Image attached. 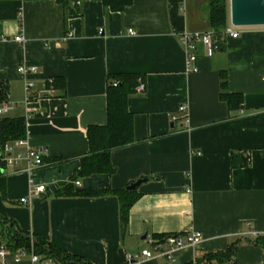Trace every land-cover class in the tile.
I'll return each instance as SVG.
<instances>
[{
    "label": "crops",
    "instance_id": "1",
    "mask_svg": "<svg viewBox=\"0 0 264 264\" xmlns=\"http://www.w3.org/2000/svg\"><path fill=\"white\" fill-rule=\"evenodd\" d=\"M189 2L132 0L122 12H106L100 0H0V87L12 105L0 113V146L2 119L24 117L25 141L47 150L33 174L47 185L37 198L20 200L31 191L24 160L2 168L0 264L55 262L38 254L34 263L32 250L19 257L22 250L11 245L18 230L90 264H127L126 253L188 229L201 232L197 246L176 252L170 263L136 264L264 263V26L238 30L211 53L198 43L197 70L187 71L179 38L207 30L208 13ZM19 33L22 43L13 40ZM21 64L36 68L31 99ZM223 70L227 90L243 96L239 109L219 97ZM121 73L144 79V92L134 89L127 101L135 141L110 152L112 173L78 177L89 152L87 128L107 120V76ZM53 77L64 78L63 96L43 94ZM23 151L14 146L12 156ZM138 178L145 181L125 227L113 194H58L66 185L72 192L122 190ZM234 242L228 262L204 257Z\"/></svg>",
    "mask_w": 264,
    "mask_h": 264
},
{
    "label": "trees",
    "instance_id": "2",
    "mask_svg": "<svg viewBox=\"0 0 264 264\" xmlns=\"http://www.w3.org/2000/svg\"><path fill=\"white\" fill-rule=\"evenodd\" d=\"M65 2V0H62ZM102 7L105 11L122 12L127 6L131 5L132 0H100ZM208 6L207 13V26L209 30L215 33L217 38L218 48L221 46L224 38L222 30L228 24L229 21V4L228 0H203ZM220 77V99L226 102V105L231 110L239 109L242 104L243 96L241 93H232L227 90V75L223 70L219 73ZM138 79L144 80L142 76L138 74L121 73L107 76V120L104 125L89 126L86 130V137L89 142L88 155L81 158L80 167L77 172V176H88L94 173H112L114 168L110 161V152L113 149L122 148L125 145L134 143L133 137V124L132 113L127 109V101L134 92ZM46 86H51L56 92L62 96L65 92L66 82L62 77L49 78L46 81ZM5 87H0V100H4ZM2 145L0 150L3 149V145L6 142H13L25 138L26 127L25 118L18 117L12 118L5 116L2 119ZM4 167L3 162H0V193L4 197L5 193V178L2 173ZM70 185H66L63 190L59 191V195L72 194L77 196H96L113 194L119 199L120 212H121V225L125 227L128 220V210L137 201L138 194L135 190H115V189H95V190H83L72 192ZM28 234L18 230L12 233L11 240L12 247L15 249L20 248L25 253L28 250H32V254L38 256L43 254L48 258H54L56 262L61 264H90L89 261L83 257L72 255L61 251L59 248L52 246L45 242L40 237L33 238L34 241L30 243V246H26L28 241ZM160 236L159 238H161ZM264 243V236L262 237ZM238 242L231 243L225 251L206 253L204 257L210 260H216L219 262H228L235 254V248ZM264 264V263H262Z\"/></svg>",
    "mask_w": 264,
    "mask_h": 264
},
{
    "label": "built area",
    "instance_id": "3",
    "mask_svg": "<svg viewBox=\"0 0 264 264\" xmlns=\"http://www.w3.org/2000/svg\"><path fill=\"white\" fill-rule=\"evenodd\" d=\"M101 32L102 29H99V33ZM129 33L133 34L131 30H129ZM222 33V38L230 37L235 39L240 35L238 29L230 22L223 28ZM13 40L19 43L25 41L21 33L14 36ZM179 40L182 48L185 51V63L187 71L194 72L197 70L194 62L197 58L198 43L202 44L207 53H211L219 49L216 35L212 30L209 29L207 31H184L181 33ZM17 69L22 75H24L25 96L27 99H31V96L34 93L35 85V83L32 82L31 76L36 73V68L35 66L28 67L24 64H21ZM138 80L139 81L135 87V92H144L145 84L142 80ZM53 92L54 89L51 86H48V88L43 91V94L48 96ZM11 108L12 105L9 104L7 100L0 102V113H3ZM178 108L179 111H186L187 109L185 104H180ZM14 146H23L24 151L21 153H16L14 156H12ZM46 155L47 150L44 147L33 148L25 141V138L13 141V143L6 142L3 145V149L0 151V162H3L4 167L14 168L19 161L24 160L26 162L25 170L30 174L29 184L31 185V191L29 192L28 196H24L20 199L21 202H27L30 198H37V196H40L46 191L47 185L37 182L35 183L33 177L36 168L43 165V159L46 157ZM76 184H78V182H76ZM201 240V232L195 231L194 229H188L180 233H169L162 236L161 238L155 239L151 249H141L140 253L138 254L126 253L125 256L127 258V264H136L140 258H164L168 263H170L175 260L176 252L183 250L186 247H195L201 242ZM0 254H3V252H0ZM24 255L25 251H21L19 257H23ZM30 259H32V261L35 263L39 258H37L36 255L31 254ZM53 264L61 263L55 261Z\"/></svg>",
    "mask_w": 264,
    "mask_h": 264
},
{
    "label": "water",
    "instance_id": "4",
    "mask_svg": "<svg viewBox=\"0 0 264 264\" xmlns=\"http://www.w3.org/2000/svg\"><path fill=\"white\" fill-rule=\"evenodd\" d=\"M228 4L230 23L233 26H264V0H228ZM144 181V178H138L126 189L136 190ZM27 237L28 241L25 244L30 246V241H34V239L30 236Z\"/></svg>",
    "mask_w": 264,
    "mask_h": 264
},
{
    "label": "rangeland",
    "instance_id": "5",
    "mask_svg": "<svg viewBox=\"0 0 264 264\" xmlns=\"http://www.w3.org/2000/svg\"><path fill=\"white\" fill-rule=\"evenodd\" d=\"M200 1H203V0H190V2L188 3V4H190L191 5V7L192 6H196V5H198V7L201 5H204V6H206L207 7V9H208V6L205 4V2H202V3H200ZM196 4V5H195ZM196 8V7H195ZM196 10V9H195ZM194 11V10H193ZM236 28L238 29V30H242V29H244V28H247V27H239V26H236ZM207 30H208V26H207ZM207 30H205V31H207Z\"/></svg>",
    "mask_w": 264,
    "mask_h": 264
}]
</instances>
